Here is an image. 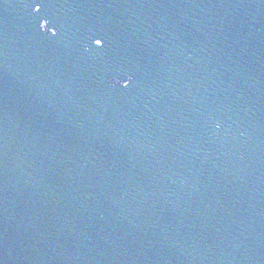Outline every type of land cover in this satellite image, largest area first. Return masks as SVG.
<instances>
[{
	"label": "water",
	"instance_id": "95a60500",
	"mask_svg": "<svg viewBox=\"0 0 264 264\" xmlns=\"http://www.w3.org/2000/svg\"><path fill=\"white\" fill-rule=\"evenodd\" d=\"M0 264H264V0H0Z\"/></svg>",
	"mask_w": 264,
	"mask_h": 264
},
{
	"label": "snow or ice",
	"instance_id": "6c2138e0",
	"mask_svg": "<svg viewBox=\"0 0 264 264\" xmlns=\"http://www.w3.org/2000/svg\"><path fill=\"white\" fill-rule=\"evenodd\" d=\"M31 6L34 7V10L36 12H40L42 10V8L44 7V5L41 4V3H37V4L31 5ZM92 39L94 40V43L96 45H102V44H104L107 41V38L106 37H103V36H101L99 38L93 37ZM129 83H130V81H124L123 82V84H124L125 87H127Z\"/></svg>",
	"mask_w": 264,
	"mask_h": 264
}]
</instances>
